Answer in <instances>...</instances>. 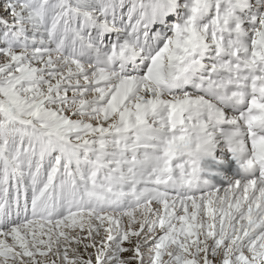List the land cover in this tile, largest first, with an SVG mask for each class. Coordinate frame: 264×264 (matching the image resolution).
I'll use <instances>...</instances> for the list:
<instances>
[{"label": "snow or ice", "instance_id": "snow-or-ice-1", "mask_svg": "<svg viewBox=\"0 0 264 264\" xmlns=\"http://www.w3.org/2000/svg\"><path fill=\"white\" fill-rule=\"evenodd\" d=\"M0 264H264V0H0Z\"/></svg>", "mask_w": 264, "mask_h": 264}]
</instances>
